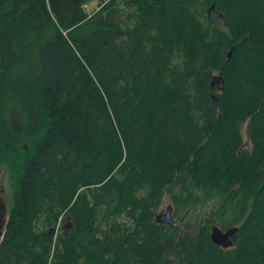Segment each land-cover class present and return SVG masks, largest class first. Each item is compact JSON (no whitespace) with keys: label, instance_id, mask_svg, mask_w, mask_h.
Here are the masks:
<instances>
[{"label":"trees","instance_id":"16d2710c","mask_svg":"<svg viewBox=\"0 0 264 264\" xmlns=\"http://www.w3.org/2000/svg\"><path fill=\"white\" fill-rule=\"evenodd\" d=\"M101 1L0 0V264H264V0Z\"/></svg>","mask_w":264,"mask_h":264},{"label":"water","instance_id":"95a60500","mask_svg":"<svg viewBox=\"0 0 264 264\" xmlns=\"http://www.w3.org/2000/svg\"><path fill=\"white\" fill-rule=\"evenodd\" d=\"M73 1L77 2L80 0H73ZM229 56H231V52ZM223 81L224 79L221 74L215 76L214 80L211 83L212 89L223 90L224 89V86L222 85ZM214 100L215 102H217L215 96H214ZM173 212H174L173 206L172 205L167 206L166 209L159 211V213L157 214L156 216L157 222L160 224H172L174 222ZM9 220H10L9 203L0 193V244L3 242V239L5 237ZM238 231H239L238 226H234L224 230L218 225L214 224L212 226L211 238L216 245L222 248H231L234 247L236 244Z\"/></svg>","mask_w":264,"mask_h":264},{"label":"rangeland","instance_id":"374dc122","mask_svg":"<svg viewBox=\"0 0 264 264\" xmlns=\"http://www.w3.org/2000/svg\"><path fill=\"white\" fill-rule=\"evenodd\" d=\"M103 2L104 1H101V0H86V2L83 4V7L86 10V12L91 15L94 12H96L97 10H99V8ZM243 136H244V141H245L246 145L249 146L250 143H249V140L247 137L246 126L243 129ZM8 178H9V176H8L7 167L0 166V189H2V188L5 189L2 195L6 199V201L9 203V205H11L12 193H11V189L9 186ZM169 205H172L170 196L165 195L160 211L166 209L167 206H169Z\"/></svg>","mask_w":264,"mask_h":264},{"label":"flooded vegetation","instance_id":"af4514ba","mask_svg":"<svg viewBox=\"0 0 264 264\" xmlns=\"http://www.w3.org/2000/svg\"><path fill=\"white\" fill-rule=\"evenodd\" d=\"M4 190H5L4 188L0 189V193L3 194Z\"/></svg>","mask_w":264,"mask_h":264}]
</instances>
